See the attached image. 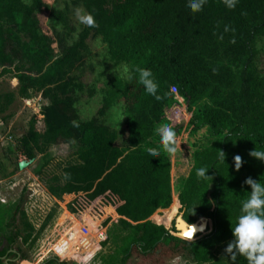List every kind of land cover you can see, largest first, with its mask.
Returning a JSON list of instances; mask_svg holds the SVG:
<instances>
[{
  "label": "trees",
  "instance_id": "1",
  "mask_svg": "<svg viewBox=\"0 0 264 264\" xmlns=\"http://www.w3.org/2000/svg\"><path fill=\"white\" fill-rule=\"evenodd\" d=\"M69 1L91 13L96 26L81 25L75 31L67 10H53V27L63 25L71 36L76 32L70 43L58 34L61 47L55 53L49 37L39 30L37 12L48 8L42 0H0V77L13 75L19 80L20 96L41 91L46 101L41 109L43 130L33 116L18 138L17 150L35 159L49 146L69 145L76 159L64 166L62 175L48 177L45 186L58 199L76 194L66 212L88 213L95 230L98 222L93 216L106 215V206L121 215L119 225L128 236L120 264H169L175 257H183L187 264H231L224 248L232 239L231 224L240 215L241 202L251 191L243 181L251 176L264 183V162L249 155L255 147L264 151V72L258 66L264 0H238L234 9L224 0H207L196 13L187 7L189 0ZM92 34L108 45L115 65L129 67V78L118 79L106 90L99 110L106 116L122 104L123 120L116 130L106 118L83 120L74 109V90L83 85L71 73L83 61ZM138 67L151 70L160 100L145 92L135 71ZM17 93H1L0 100L11 104ZM177 95L189 108L204 102L191 123L195 130L206 128L215 136L209 146L195 150L192 162L187 160L191 169L179 193L187 224L205 219L204 229L198 231L203 232L206 218L213 223L211 231L193 240L189 239L198 232L185 239L151 219L173 201L172 159L165 151L153 158L146 148L158 145L157 128ZM73 121L79 126L74 127ZM222 151L225 161L220 159ZM236 155L242 158L239 171ZM200 167L209 169L207 179L197 177ZM23 201L21 196L14 207ZM50 218L51 214L40 230L26 222L24 235L1 226L7 245L0 255L29 259L22 249L13 253L18 238L33 246ZM74 227L79 231L78 224ZM79 242L77 237L73 243ZM55 260L66 264L58 258L47 263ZM237 264L248 262L240 256Z\"/></svg>",
  "mask_w": 264,
  "mask_h": 264
},
{
  "label": "rangeland",
  "instance_id": "2",
  "mask_svg": "<svg viewBox=\"0 0 264 264\" xmlns=\"http://www.w3.org/2000/svg\"><path fill=\"white\" fill-rule=\"evenodd\" d=\"M25 1L31 3L33 0ZM42 1L48 8L37 12L39 30L49 37L55 53H59L61 45L58 42L59 37L57 35L60 34L67 38L70 43L76 32L71 36L66 33L63 25L53 27L51 12L55 9L67 10L66 12L70 16L69 25L73 30L79 31L83 24L76 19L75 9H85L82 6L73 5L69 0ZM87 43L88 50L83 61L71 73L83 85L82 88H76L73 93L75 98L74 109L83 120L99 117V110L103 106L106 90L110 89L109 87L118 79H128L130 75L127 65H115L111 61L108 45L102 40L101 36L92 34ZM258 46L260 49L258 66L264 72V37L260 39ZM18 88V78L11 74L0 77V94L12 91L17 93ZM44 102L46 101L41 91L34 92L29 97H22L17 93L11 104H7L4 98L0 100V191L3 196L7 195L6 198L8 197L10 200L9 204H0V227L4 226L3 228L7 231L12 228L21 230V234L24 235L26 222L32 223L36 230H40L49 214H51V218L33 246L23 243L21 238H18L15 249H22L32 259L39 258V256L44 257V259L57 257L64 260L66 264H120L123 255L121 249L128 236V232L119 225L118 219L121 215L110 211L109 209L112 207L106 206V215L93 216L94 221L98 222V230H95L90 221L87 220L88 213L66 212V204L76 194H65L62 199H58L52 196L45 186V180L48 177L54 174L62 175L64 166L76 159L77 155L71 151L69 145L56 144L49 146L44 153L39 154L35 159H28L16 148L18 137L26 133L29 121L33 116L38 120L36 123L37 128L43 130L44 123L42 122L41 109ZM203 103V101L197 102L189 108L185 99L177 95L167 106L165 120L159 126V128L163 126L171 127L176 133L181 148L175 154H170L172 159L173 201L168 207L157 210L151 219L158 224L166 223L174 234L186 239L191 237L189 233H196L204 229L206 225L205 219H200L192 225L187 224L184 221L182 212H180L181 204L179 201L182 184L191 169L187 160L192 162L195 150L209 146L215 140V136L208 133L206 128L197 131L191 123V116L202 107ZM174 111L181 112L178 116L179 120L173 118L174 116L172 117ZM8 115H11L9 119L3 121L2 117ZM102 117L111 123L113 129H118L123 120L122 104H116L108 115L100 116V118ZM156 138L160 139L157 132ZM9 145L13 147L11 152L7 150ZM20 161H25L28 165L21 169L19 165L17 166ZM47 161V165L42 167L43 163ZM40 169L41 172L38 173L37 171ZM21 196L24 201L21 207L15 208L13 203ZM107 218L109 219L107 220ZM206 219L207 229L198 232L189 240L211 231L212 220ZM76 224L79 225V231L74 227ZM1 236L2 233H0V239ZM77 237L80 240L79 244L73 243L77 240ZM12 258L15 259V256H12ZM18 259L16 257L12 264H18ZM22 262L19 264L35 263V261L29 259H24ZM186 262L187 260L183 257H175L170 260L169 264H187Z\"/></svg>",
  "mask_w": 264,
  "mask_h": 264
},
{
  "label": "clouds",
  "instance_id": "3",
  "mask_svg": "<svg viewBox=\"0 0 264 264\" xmlns=\"http://www.w3.org/2000/svg\"><path fill=\"white\" fill-rule=\"evenodd\" d=\"M206 3L207 0H189L187 7L191 12L196 13L201 11ZM224 3L228 8L234 9L238 0H224ZM74 14L79 23L89 27L96 26L94 16L91 13L76 8ZM135 71L139 74L138 80L145 92L160 100L161 97L157 95L159 85L153 78L151 70L138 67ZM73 126L78 127L79 125L73 121ZM157 134L160 137L158 145L146 148L149 156L159 158L162 151L175 154L181 148L176 133L171 127H160L157 129ZM249 155L264 162V151L257 150L256 147L249 151ZM220 159L225 161L223 151ZM234 161L235 169L239 171L242 167L241 156L236 155ZM208 170L205 167L198 168L196 170L197 177L207 179L210 176ZM243 184L250 186V195L241 202L240 215H238L236 223L231 224L232 239L224 248V254L230 258L231 264H237V259L240 256L245 257L248 264H264V183L249 176L243 181ZM194 234L190 233L189 236L193 237Z\"/></svg>",
  "mask_w": 264,
  "mask_h": 264
},
{
  "label": "crops",
  "instance_id": "4",
  "mask_svg": "<svg viewBox=\"0 0 264 264\" xmlns=\"http://www.w3.org/2000/svg\"><path fill=\"white\" fill-rule=\"evenodd\" d=\"M110 207H112V206H110ZM152 217V216H151ZM164 224H166V223H164ZM167 225V224H166ZM7 245V242H6V240H5V238L3 237V238H1L0 239V251L2 250V248L3 247H5ZM13 253H16V249H15V251L13 252ZM51 258H57V257H51ZM51 258H49V259H51ZM15 259H16V257H15ZM15 259L14 258H12V256H8V254L7 255H0V264H12V262L13 261H15ZM49 259H44V257H40L39 256V258H36V259H32V258H29V260H31V261H36L35 263H33V264H59L56 260L54 261V262H50V263H47V261L49 260ZM59 259V258H58ZM19 260V262H18V264L19 263H21L22 262V260H24V259H18ZM59 260H62V259H59ZM23 263V262H22Z\"/></svg>",
  "mask_w": 264,
  "mask_h": 264
},
{
  "label": "built area",
  "instance_id": "5",
  "mask_svg": "<svg viewBox=\"0 0 264 264\" xmlns=\"http://www.w3.org/2000/svg\"><path fill=\"white\" fill-rule=\"evenodd\" d=\"M174 89V88H173ZM175 90V89H174ZM179 114H181V112L179 111V113H178V111H174L173 113H172V117L173 118H176V119H178L179 120V118H178V116H179ZM192 117V116H191ZM2 123H4V122H2ZM11 135V134H10ZM21 137V136H20ZM20 137H18V138H20ZM1 182V181H0ZM6 196L7 195H5V196H3L2 195V193H1V191H0V202L1 203H3V204H9L10 203V200H9V198L7 197L6 198ZM16 201V200H15ZM14 201V202H15ZM87 256H88V253H87ZM85 257V256H84ZM86 259H88V258H86ZM86 259H83V260H86Z\"/></svg>",
  "mask_w": 264,
  "mask_h": 264
},
{
  "label": "water",
  "instance_id": "6",
  "mask_svg": "<svg viewBox=\"0 0 264 264\" xmlns=\"http://www.w3.org/2000/svg\"><path fill=\"white\" fill-rule=\"evenodd\" d=\"M26 165H28V163L25 162V161H20V162H19V167H20L21 169H24V168L26 167ZM182 238H185V237H182ZM185 239H186V238H185Z\"/></svg>",
  "mask_w": 264,
  "mask_h": 264
},
{
  "label": "snow or ice",
  "instance_id": "7",
  "mask_svg": "<svg viewBox=\"0 0 264 264\" xmlns=\"http://www.w3.org/2000/svg\"><path fill=\"white\" fill-rule=\"evenodd\" d=\"M190 234V233H189Z\"/></svg>",
  "mask_w": 264,
  "mask_h": 264
}]
</instances>
